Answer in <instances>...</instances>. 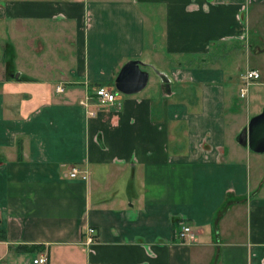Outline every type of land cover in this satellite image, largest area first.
Listing matches in <instances>:
<instances>
[{
	"label": "crops",
	"instance_id": "1",
	"mask_svg": "<svg viewBox=\"0 0 264 264\" xmlns=\"http://www.w3.org/2000/svg\"><path fill=\"white\" fill-rule=\"evenodd\" d=\"M262 5L0 0V264H264V169L250 180L249 148L227 123L234 79L214 64L240 49ZM32 20L57 21L45 29L57 55ZM131 58L154 69L155 90L141 91L148 75L97 106L94 88L116 90ZM72 165L89 178L70 177ZM183 223L193 240L177 237Z\"/></svg>",
	"mask_w": 264,
	"mask_h": 264
},
{
	"label": "rangeland",
	"instance_id": "2",
	"mask_svg": "<svg viewBox=\"0 0 264 264\" xmlns=\"http://www.w3.org/2000/svg\"><path fill=\"white\" fill-rule=\"evenodd\" d=\"M146 22V43L150 50H153L152 44L155 43L154 31L152 27V19L149 15ZM34 26L40 28L45 26L44 36L46 38L47 50H50L53 55H57V36L55 32L49 31L45 33V29L48 27H54L57 25L56 20H32ZM247 25V37L245 40H240V49L237 52L231 54L232 50L220 52L221 56L214 59V64H220L224 68L230 69V74L233 76L232 84L233 105H229L227 108V123L228 128L232 131L233 126L236 124L239 127V132L243 126L248 123L249 118L259 112L264 107V49L259 50L257 46L262 48L264 46V5L255 6L251 8L246 19ZM231 42V40H230ZM247 43L246 47L245 44ZM248 66H256L261 68L260 76L256 79H252L248 85V90L245 96H240V87L245 85L244 79L242 78L243 73L246 71ZM242 72V73H241ZM149 81L147 85L141 91H154V81L156 80V73L153 68H149ZM263 81L262 83H255V81ZM118 94L125 95L116 89ZM248 149V148H247ZM247 161L250 166V180H256L258 171L264 169V151L256 152L248 149ZM253 184V182H252ZM230 214V212H229ZM228 214V215H229ZM227 217V216H226ZM237 217V222L240 216ZM231 217L226 220L231 221ZM235 216L233 217V219ZM225 221V220H224ZM241 224V220H240Z\"/></svg>",
	"mask_w": 264,
	"mask_h": 264
},
{
	"label": "water",
	"instance_id": "3",
	"mask_svg": "<svg viewBox=\"0 0 264 264\" xmlns=\"http://www.w3.org/2000/svg\"><path fill=\"white\" fill-rule=\"evenodd\" d=\"M141 64L140 59L131 58L121 65L114 77V86L118 91L134 93L146 85L149 73ZM237 140L252 151H264V107L249 118L238 133Z\"/></svg>",
	"mask_w": 264,
	"mask_h": 264
},
{
	"label": "built area",
	"instance_id": "4",
	"mask_svg": "<svg viewBox=\"0 0 264 264\" xmlns=\"http://www.w3.org/2000/svg\"><path fill=\"white\" fill-rule=\"evenodd\" d=\"M260 76V71L257 68H247L246 71L243 73L242 78L244 79L243 86L240 87V96H245L248 90V85L250 84L252 79H256ZM57 90H62V86L57 85ZM116 90L107 87V86H97L94 88L93 93L95 94L97 101V106L102 105H113L116 100ZM93 114V111H90ZM70 177H78L87 180L89 178V173L86 168H81L78 165H72L68 172ZM86 237L84 242L89 244L95 240V229L93 226L86 227ZM176 235L180 239L187 238L188 240L194 239V231L190 224L183 223L181 224L180 228L176 231ZM46 256L44 254H40L37 257L33 258L34 263H45Z\"/></svg>",
	"mask_w": 264,
	"mask_h": 264
},
{
	"label": "trees",
	"instance_id": "5",
	"mask_svg": "<svg viewBox=\"0 0 264 264\" xmlns=\"http://www.w3.org/2000/svg\"><path fill=\"white\" fill-rule=\"evenodd\" d=\"M5 231L4 229L0 230V239H5ZM37 246H42L41 244H36V243H31V244H27V243H21V244H16L15 247L16 249L19 250H31Z\"/></svg>",
	"mask_w": 264,
	"mask_h": 264
}]
</instances>
